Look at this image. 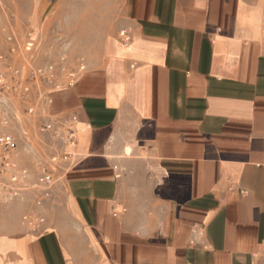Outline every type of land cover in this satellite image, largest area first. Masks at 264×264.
I'll use <instances>...</instances> for the list:
<instances>
[{"label":"crops","instance_id":"crops-1","mask_svg":"<svg viewBox=\"0 0 264 264\" xmlns=\"http://www.w3.org/2000/svg\"><path fill=\"white\" fill-rule=\"evenodd\" d=\"M90 2L50 93L71 221L0 231V264H264V0Z\"/></svg>","mask_w":264,"mask_h":264},{"label":"rangeland","instance_id":"rangeland-1","mask_svg":"<svg viewBox=\"0 0 264 264\" xmlns=\"http://www.w3.org/2000/svg\"><path fill=\"white\" fill-rule=\"evenodd\" d=\"M39 2L0 0V72L11 87L5 109L15 143L0 172V231L5 232L71 221L64 203V146L75 140L76 126L56 115L50 93L82 70V48H75L80 40L71 35V27L95 14L92 25L98 31L104 13L90 0H59L41 8L40 17ZM67 15H73L71 20ZM14 40L18 46L10 53L8 44Z\"/></svg>","mask_w":264,"mask_h":264},{"label":"built area","instance_id":"built-area-1","mask_svg":"<svg viewBox=\"0 0 264 264\" xmlns=\"http://www.w3.org/2000/svg\"><path fill=\"white\" fill-rule=\"evenodd\" d=\"M119 35L122 39L125 40V42L128 41V37L126 36L124 31H121ZM8 46H9V52L14 53L16 46L18 45L16 44V41L14 40L13 42L10 41ZM4 57L7 58V56H4ZM2 60L5 65L4 69L6 71V59L3 58ZM48 75L49 77L51 76L50 70L48 71ZM10 88H11L10 85L7 83V77L5 76V72L4 74L0 72V150L2 151V155H0V172L2 168H4V166L7 164L6 154H8L11 150L15 148L13 137L11 133L7 130V126H8L7 123H8L10 114L8 113V109L7 111L5 109L6 99L10 97L9 95ZM25 91L27 90H24L22 93L24 94Z\"/></svg>","mask_w":264,"mask_h":264}]
</instances>
